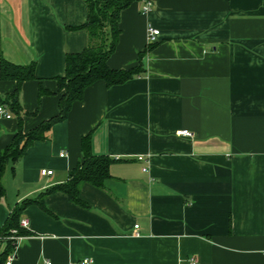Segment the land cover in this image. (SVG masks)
<instances>
[{
	"label": "crops",
	"instance_id": "1",
	"mask_svg": "<svg viewBox=\"0 0 264 264\" xmlns=\"http://www.w3.org/2000/svg\"><path fill=\"white\" fill-rule=\"evenodd\" d=\"M85 17L83 0H0V62L33 68L18 93L21 134L57 115L55 79L65 54L87 44ZM147 25L158 31L152 44ZM117 27L106 66L141 73L86 87L44 140L7 161L0 228L14 207L66 181L83 138L113 160L109 178L79 186L85 207L61 192L45 195L44 209L26 206L28 235L9 264H264V0H135ZM15 87L0 78L10 114L0 151L18 130L4 103Z\"/></svg>",
	"mask_w": 264,
	"mask_h": 264
},
{
	"label": "trees",
	"instance_id": "2",
	"mask_svg": "<svg viewBox=\"0 0 264 264\" xmlns=\"http://www.w3.org/2000/svg\"><path fill=\"white\" fill-rule=\"evenodd\" d=\"M86 6V17L82 25L77 29L83 30L87 37L86 46L76 54H65L64 74L57 77L56 85L59 93L58 113L55 117L38 125L27 134H21L18 106V93L23 81L34 80L33 68L12 66L6 62H0V78L13 80L16 87L13 92L6 96L4 103L10 107L18 121V130L14 139L8 147L0 151V181L5 165L8 160H15L21 157L26 148L35 141L46 138V133L52 125L63 121L73 102H79L83 90L96 81H102L107 87L120 85L138 76L141 73L140 65L129 69H109L105 62L115 48L119 34V14L135 0H83ZM38 94H46L41 88ZM108 157H97L90 154L88 149V138L81 141V159L76 166L67 174L63 184L54 185L40 192L36 199L24 200L14 207L6 221L0 228V245L4 246L0 254V264H4L6 257L12 253L14 241L8 239L10 230H16L15 236H27L25 229L18 227L19 213L28 205L34 204L43 208L42 199L52 192H61L67 199L81 207L85 205L78 197L79 186L83 183L95 188H103V183L109 178L108 167L112 162ZM3 197V189L0 184V199Z\"/></svg>",
	"mask_w": 264,
	"mask_h": 264
},
{
	"label": "built area",
	"instance_id": "3",
	"mask_svg": "<svg viewBox=\"0 0 264 264\" xmlns=\"http://www.w3.org/2000/svg\"><path fill=\"white\" fill-rule=\"evenodd\" d=\"M150 7H151L150 2L145 1L143 3V5H142L141 9H140V12L142 14H144L147 11H149ZM145 36H146V42L148 44H152V43L155 42V40H156V38L158 36V31L156 29H154L151 25H147L146 28H145ZM0 117H3L5 119L10 118V114H8L2 106H0ZM175 135L179 136V137H186V138H191L192 137V134L189 131H187V130H177V131H175ZM50 175H51V171H49V170H41L40 171V176H42V177H47V176H50ZM18 227L22 228V229H26L27 228L26 220L20 218L18 220ZM136 228H137V226L134 225L133 229L136 230ZM15 234H16V230H14V229L10 230V237L8 238V239L14 241V243H16V241L20 238L19 236H15ZM0 240H1V238H0ZM12 258H13V256L10 253L6 257V259L4 261V264H9L11 262ZM90 262L91 261L89 259L85 258V259H82L80 264H90ZM190 263L193 264L194 261L190 260ZM46 264H48V263H46Z\"/></svg>",
	"mask_w": 264,
	"mask_h": 264
}]
</instances>
